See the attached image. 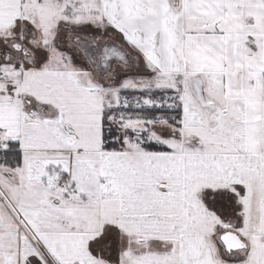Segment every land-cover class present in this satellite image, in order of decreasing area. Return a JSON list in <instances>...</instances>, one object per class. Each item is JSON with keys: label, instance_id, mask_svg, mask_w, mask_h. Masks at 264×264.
<instances>
[{"label": "snow or ice", "instance_id": "6c2138e0", "mask_svg": "<svg viewBox=\"0 0 264 264\" xmlns=\"http://www.w3.org/2000/svg\"><path fill=\"white\" fill-rule=\"evenodd\" d=\"M0 264H264V0H0Z\"/></svg>", "mask_w": 264, "mask_h": 264}]
</instances>
